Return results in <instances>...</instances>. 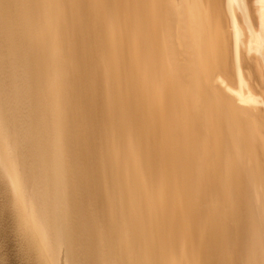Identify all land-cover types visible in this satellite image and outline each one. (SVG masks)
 I'll return each mask as SVG.
<instances>
[{
	"label": "bare ground",
	"instance_id": "obj_1",
	"mask_svg": "<svg viewBox=\"0 0 264 264\" xmlns=\"http://www.w3.org/2000/svg\"><path fill=\"white\" fill-rule=\"evenodd\" d=\"M0 264H264V0H0Z\"/></svg>",
	"mask_w": 264,
	"mask_h": 264
}]
</instances>
